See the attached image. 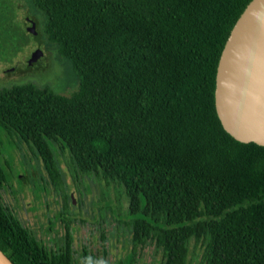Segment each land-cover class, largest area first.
Wrapping results in <instances>:
<instances>
[{
  "label": "trees",
  "instance_id": "trees-1",
  "mask_svg": "<svg viewBox=\"0 0 264 264\" xmlns=\"http://www.w3.org/2000/svg\"><path fill=\"white\" fill-rule=\"evenodd\" d=\"M31 1L79 85L0 88V128L31 142L53 181L68 150L78 174L122 188L134 249L155 244L160 264H187L192 240L203 264H264V146L233 138L215 107L222 50L251 0ZM11 6L0 0L18 51ZM1 162V251L14 264H72L69 246L48 250L6 203Z\"/></svg>",
  "mask_w": 264,
  "mask_h": 264
},
{
  "label": "rangeland",
  "instance_id": "rangeland-1",
  "mask_svg": "<svg viewBox=\"0 0 264 264\" xmlns=\"http://www.w3.org/2000/svg\"><path fill=\"white\" fill-rule=\"evenodd\" d=\"M11 3L13 23L18 33H24L25 44L17 51L7 43L6 12L0 8V88L31 83L72 94L79 77L71 61L48 40L44 13L31 0ZM67 151L56 153L58 173L53 181L35 146L0 128L1 166L10 184L1 193L24 226L48 250L64 252L69 246L72 264H80L83 248L94 255L97 264H127L133 250L135 264H160L162 252L155 244L147 242L134 249L128 199L122 188L96 176L78 174ZM187 264H203L202 248L194 240Z\"/></svg>",
  "mask_w": 264,
  "mask_h": 264
},
{
  "label": "water",
  "instance_id": "water-1",
  "mask_svg": "<svg viewBox=\"0 0 264 264\" xmlns=\"http://www.w3.org/2000/svg\"><path fill=\"white\" fill-rule=\"evenodd\" d=\"M215 107L233 138L264 146V0H251L230 32L217 67ZM0 264H14L1 249Z\"/></svg>",
  "mask_w": 264,
  "mask_h": 264
},
{
  "label": "flooded vegetation",
  "instance_id": "flooded-vegetation-1",
  "mask_svg": "<svg viewBox=\"0 0 264 264\" xmlns=\"http://www.w3.org/2000/svg\"><path fill=\"white\" fill-rule=\"evenodd\" d=\"M35 64H36V63H34V65H35ZM84 252H88V253H89V251H88L86 248H83V250H82V261L80 262V264H97V263L95 262V257H94L93 254L89 253L90 256H88V257H89L90 261H87V260L85 259V256H84ZM98 264H99V263H98ZM105 264H106V263H105ZM127 264H135V261H134V263L130 262V260H129V256H128V258H127Z\"/></svg>",
  "mask_w": 264,
  "mask_h": 264
}]
</instances>
